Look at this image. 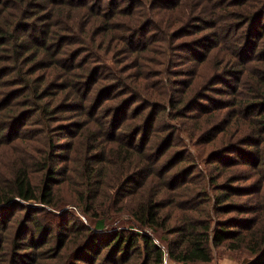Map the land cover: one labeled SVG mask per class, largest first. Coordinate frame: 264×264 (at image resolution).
Returning <instances> with one entry per match:
<instances>
[{
	"label": "trees",
	"instance_id": "1",
	"mask_svg": "<svg viewBox=\"0 0 264 264\" xmlns=\"http://www.w3.org/2000/svg\"><path fill=\"white\" fill-rule=\"evenodd\" d=\"M145 229L264 264V0H0V264H163Z\"/></svg>",
	"mask_w": 264,
	"mask_h": 264
},
{
	"label": "rangeland",
	"instance_id": "2",
	"mask_svg": "<svg viewBox=\"0 0 264 264\" xmlns=\"http://www.w3.org/2000/svg\"><path fill=\"white\" fill-rule=\"evenodd\" d=\"M132 108H133V106L131 107L130 112H128V114L131 113ZM136 123H137V121L135 122V124ZM153 132H154V130L150 131V133H153ZM184 142L185 143L187 142L186 139L184 140ZM175 146H179V145L176 144V143H173L172 147H170L169 149H167V151L165 152V154H164L163 157L166 158L168 156V154H170L172 152V150H174V147ZM186 147L189 148L188 146H186ZM183 150L184 149L181 146H179V151L184 152ZM189 150H190V154L197 155L198 152L200 151V148L199 147L195 148V147H192L191 146ZM207 151H208V149L205 150L204 154H206ZM188 157H189V155L188 154L187 155L185 154L184 161H181V163H178V165L176 167H173L171 169V171H174L180 165H185L186 166L188 164V161L186 160ZM199 168L203 169V168H206V167H205V165H202ZM236 199H239V198L236 197ZM66 204H67V206H65L63 208L60 206V210L65 209V208H68L70 210H74L72 206H70L68 203H66ZM73 214L75 216V221L77 220L79 222H84V224H86V225L87 224L88 225L90 224L89 221H85V219L80 214H78L75 210H74V213ZM121 219L122 220H120L119 223L116 226L115 225L114 226H110V227H108V229H105L104 231L101 232L102 233L101 235H105L107 237L100 239L101 240L100 241L101 244H100V248H99L101 250L100 255L103 256L104 253L107 250L103 245L106 242L110 241V238H111L109 236L110 233H112V232H114L116 230L120 231V229H127V227L129 226V224L132 223V221H131L130 217L128 216V214H122ZM73 224H74V222H71L70 226H72ZM133 229H135V228H133ZM137 229L138 228H136L135 230H137ZM138 230H140V229H138ZM142 231L143 232H146L149 235H151V237L153 238V240L155 241V243L158 244L162 249H164L165 253H164L163 264H179V263H177L175 261H171L168 258L167 251H166L167 250V244L165 242L163 243V242H160L158 240V238L160 237V233L158 231H156V230L152 231L151 229H147V230L145 229V230H142ZM151 231H152V234H151ZM134 258L135 257H133L131 260H133ZM142 260L143 259L141 258L140 260H138L136 262V264H140V262H142ZM248 260H249L248 256L245 255L242 252H239V251H231L229 249H226V248H223V247H219V248H215L213 250V260H212V262L210 264H247V261Z\"/></svg>",
	"mask_w": 264,
	"mask_h": 264
}]
</instances>
